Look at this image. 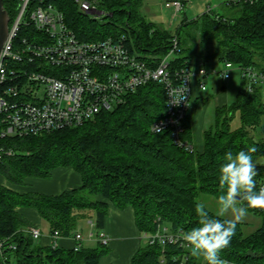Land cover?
<instances>
[{"label": "trees", "instance_id": "16d2710c", "mask_svg": "<svg viewBox=\"0 0 264 264\" xmlns=\"http://www.w3.org/2000/svg\"><path fill=\"white\" fill-rule=\"evenodd\" d=\"M41 0H33L37 5ZM64 15L68 26L81 41H96L126 34L129 47L142 56L159 60L178 38V51L172 69L198 61H232L264 71V0L255 3L225 1V12L202 13L184 18L175 32L146 19L143 0H96L105 12L102 20L79 9L75 0H45ZM10 24L18 13V0H4ZM239 113L241 125L231 127ZM166 113V92L162 84L150 82L127 96L124 104L103 111L79 127L43 132L37 135L0 138V147L12 148L13 156L0 158V239L15 244L7 249L10 264H99L108 245L79 250L43 247L23 227H31L19 211L35 208L52 231L63 236L74 232L82 219L94 215L103 228L109 206H132L136 224L145 235L166 224L174 232L186 233L199 226L196 213L202 193L221 195L218 168L228 151L233 154L249 147L252 158L264 159V134L254 137L262 124L264 103L257 87L253 93L239 89L235 103L216 109V121L203 131V150L188 152L177 146L169 131L154 133L152 123ZM186 137L191 139L190 119ZM256 191L264 179V162L255 164ZM58 167H71L82 177L79 188L58 195L20 191L2 184L6 179L20 187L30 178H48ZM207 210V209H206ZM209 215L217 213L207 210ZM262 217V224L244 234L237 223L230 246L220 257L233 264H264V208H249ZM221 220L227 219L219 217ZM131 264H206L179 244L146 243L134 254Z\"/></svg>", "mask_w": 264, "mask_h": 264}, {"label": "built area", "instance_id": "2783aa9c", "mask_svg": "<svg viewBox=\"0 0 264 264\" xmlns=\"http://www.w3.org/2000/svg\"><path fill=\"white\" fill-rule=\"evenodd\" d=\"M18 0V13L10 24L9 33L0 52V138L27 137L43 132L74 128L94 120L103 111H112L124 104L127 96L150 82L163 85L166 92V113L156 119L151 130L154 133L169 131L173 142L188 152H194V142L186 137L188 119L194 99L195 83L201 92L207 90L206 77L219 75L223 81L239 71L244 89L253 93L258 87L264 92V71L254 66H241L224 61L221 69L206 67L203 61L194 65L172 69L174 55L178 51V38L171 42L169 53L159 60L150 61L128 45L126 34L108 36L102 40L81 41L68 26L64 13L53 3L41 0ZM255 3L259 0H225ZM79 9L93 15L98 5L96 0H75ZM165 6L173 10V17L187 9L184 0H168ZM204 13L217 15L208 5ZM173 56V58H171ZM188 88V104L173 106L168 101L169 87ZM12 148L0 147V158L13 156ZM264 188V179L259 190ZM87 237L109 244V237L98 228L95 220L89 221ZM34 239L43 236L38 227L29 229ZM183 232H174L166 224H160L156 233L145 235L151 243L163 248L179 244L190 248L183 240ZM50 246L59 247L63 237L59 230L52 231ZM75 238L84 240L79 230ZM0 239V264L8 263L7 249L15 244H6ZM82 247L78 243L74 249ZM204 263L205 260L202 257ZM229 262V261H228ZM229 264H233L229 262Z\"/></svg>", "mask_w": 264, "mask_h": 264}, {"label": "crops", "instance_id": "0c3cea01", "mask_svg": "<svg viewBox=\"0 0 264 264\" xmlns=\"http://www.w3.org/2000/svg\"><path fill=\"white\" fill-rule=\"evenodd\" d=\"M163 1L164 0H143L142 8H145L147 11L146 13L153 16L156 20V22L151 20L149 21L155 24L160 22L157 25L169 30L171 29L170 27L172 23H174V19H176L178 16L173 17L172 13L171 22L165 20L158 8L159 5L163 3ZM166 1L168 0H165V2ZM184 1L187 7L186 11L183 13L184 18L192 19L204 13L206 9L204 6L206 4L204 2H206L207 5H210L213 4L212 1L215 0L203 1L202 3H200L199 0L198 2L197 0ZM146 13L143 12L147 18ZM215 68L216 67L213 66L211 69ZM237 73L242 84L243 80L241 78V74L240 72ZM232 77L233 75H231L229 81L232 79ZM205 81L207 83V90L205 92L199 91L195 83L194 99L192 102V107L194 105V113L191 112L192 110H190L189 113V119L192 127L191 140L194 142L196 149L199 151L203 150V146L201 148V145L203 131L205 130L204 119L203 116L201 117V111H205L204 108L209 104L208 102L205 104V100L207 99L206 92H208L209 85L211 87L210 97L213 99L214 105H216L218 108L228 104L223 100L224 98H222L226 90L225 81H223L219 75L213 74L208 75ZM261 95L264 103L263 91H261ZM198 111H200V113ZM1 182L4 186L15 188L23 192L34 191L46 195H58L65 190L79 188L83 184L81 175L71 167H58L52 171V175L48 178H30L27 180V184L25 186H13L6 179L2 180ZM19 211L32 225L31 227H23V230L29 232V229L33 227L40 228L43 231V236L35 240H38V243L43 247L50 246V235L52 233L50 223L42 218L35 208H20ZM94 218V215H90L88 218L82 219L78 225V228L74 232L59 239V247L72 249L78 243H81L83 247H96L99 241L90 240L87 237V233L91 228L88 221L90 219L96 221ZM99 229H101L102 232H104L110 239L108 244L109 252L100 259L99 264H131L134 254L146 243L145 234L140 231L136 224L135 210L132 206L120 209L111 203L109 206L108 215L105 219V225L103 228ZM79 230L85 236L84 240L82 241H79L75 238V233Z\"/></svg>", "mask_w": 264, "mask_h": 264}, {"label": "clouds", "instance_id": "9594fccd", "mask_svg": "<svg viewBox=\"0 0 264 264\" xmlns=\"http://www.w3.org/2000/svg\"><path fill=\"white\" fill-rule=\"evenodd\" d=\"M188 88L186 84L180 88L169 87L167 94L171 98L168 103L179 106L181 102L188 104ZM255 147L235 154L225 153L218 168V181L221 195L218 197L219 211L216 216L209 215L205 205L197 203L196 213L199 226L183 235V240L190 248L193 257H203L206 264H229L220 257L222 250L230 246L235 235L237 223L242 221L249 208H264V188L256 191L255 177L258 175L253 162L252 153ZM233 214L232 219L221 220L219 217Z\"/></svg>", "mask_w": 264, "mask_h": 264}, {"label": "rangeland", "instance_id": "374dc122", "mask_svg": "<svg viewBox=\"0 0 264 264\" xmlns=\"http://www.w3.org/2000/svg\"><path fill=\"white\" fill-rule=\"evenodd\" d=\"M203 1H208V0H199L200 3H202ZM197 2H198V0H197ZM212 2H213V4H210V5L212 7H214V9L217 13L225 12V10L223 8L225 0H215ZM204 3L206 4L204 6L207 8V6H208L207 3L206 2H204ZM216 3H218V4H216ZM158 8H159L161 14L163 15L164 19L171 22V19H172L171 15L173 13V10L171 8H168L165 6V0L163 1V3L161 5H159ZM206 10L207 9H205V11ZM142 11L144 13L147 12L145 10V8H142ZM96 14L98 16H100L98 19L102 20L106 13L99 9L98 11H96ZM146 15H147V18H146L147 20H151L153 22H156V20L153 16H151L150 14H147V13H146ZM90 16L92 18H94L93 15H90ZM183 18H184L183 13L178 15V17L176 19H174V23H172V25L170 27L171 29H169V30L172 32H175L176 29L178 28V26L180 25L181 21L183 20ZM159 23L160 22H157V24H159ZM171 58H173V56ZM213 66L216 67L218 70L223 67L222 63L220 64L219 62H215V61L209 62L206 64V67L208 69H211ZM237 72H239V71H237V70L233 71L232 72L233 73L232 79L230 81L229 80L225 81L226 90H225V93H224L222 98H224L223 100L226 103H228L229 105L235 103V101L237 99V95L239 93L240 86H241V80H240ZM210 89H211V87L209 85L208 92H206L207 99L205 100V104L207 102L209 104L204 108L205 111H201L202 112L201 117L203 116L205 129L210 127V125L214 124L216 121V109H217V107H216V105H214V101L210 97L211 96L210 95V91H211ZM191 110H192L191 112L194 113V105H193ZM198 112L200 113V111H198ZM240 125H241L240 115L237 112L231 121V127L232 128H238V127H240ZM255 132L257 133V135L254 134V137L257 138L258 136H263V134H264V116L262 118V124L256 129ZM202 146H203V136H202L201 148H202ZM197 148H198V146H197ZM253 162H254V164H260V163L264 162V159L263 158H254ZM27 186H29V185H27ZM197 200L199 203H202L205 205V209L213 211L215 213H217L219 211L220 206L218 204V199L214 195L202 193V194H200V196L198 197ZM223 217H225L227 219H232L233 214L231 212H229L227 215H225ZM240 223L242 224L244 234L248 235V234H251L252 232H254L257 228H259L261 226L262 217H261V215L255 214L254 212L248 210L246 217L242 221H240ZM38 242L39 241L36 240V243H38Z\"/></svg>", "mask_w": 264, "mask_h": 264}, {"label": "water", "instance_id": "95a60500", "mask_svg": "<svg viewBox=\"0 0 264 264\" xmlns=\"http://www.w3.org/2000/svg\"><path fill=\"white\" fill-rule=\"evenodd\" d=\"M10 27V15L4 6V0H0V52L7 38Z\"/></svg>", "mask_w": 264, "mask_h": 264}]
</instances>
